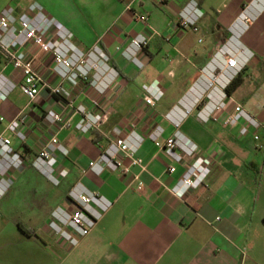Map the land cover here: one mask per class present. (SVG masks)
I'll use <instances>...</instances> for the list:
<instances>
[{"label":"crops","instance_id":"obj_1","mask_svg":"<svg viewBox=\"0 0 264 264\" xmlns=\"http://www.w3.org/2000/svg\"><path fill=\"white\" fill-rule=\"evenodd\" d=\"M191 1L200 9L198 34L179 27L180 12ZM33 3H39L48 16L68 28L80 50L89 52L98 45L119 73L103 98L111 111L105 123L82 134L76 129L82 118L74 115L70 126L58 132L60 143L69 151L67 156H59V187L28 166L55 134L45 120L46 113L58 111L68 116L71 112L65 103L43 91L22 128L27 135L25 143L6 132L28 104L17 101L23 94L19 88L2 110L0 117L5 121L0 122V135L12 138L26 167L0 176V203L18 192L24 181L33 185L29 191L32 209L41 207L42 200L55 198L52 212L58 206L74 211L68 196L76 186L112 203L90 234L77 247L64 251L61 260L49 251L47 258L36 263L264 264V200L260 195L264 187L260 178L264 175V128L259 132L260 140L255 141L252 134L242 136L240 126L223 122L239 104L264 127V0H0V13L11 6L27 12ZM245 11L251 19L248 28H242L238 20ZM140 15L148 16V22L138 20ZM139 34L150 39L138 55L144 63L142 69L124 54ZM206 40L208 45L198 48L197 43ZM223 49L244 66L238 74L242 83L231 94L226 89L238 75L226 67L220 54ZM158 57L167 64L165 69L153 65ZM1 72L19 79V72L0 54ZM213 73L219 82L208 89L207 79ZM44 77L53 84L58 82L51 66ZM153 82L164 94L154 108L145 103V87ZM85 89L82 85L73 91L75 105L89 103ZM222 93L229 97L228 109L202 122L198 112L205 103L219 101ZM200 100L203 102L197 108ZM186 108H193V112L183 118ZM170 114L182 120L180 128L174 127ZM157 127L163 129L162 141L179 131L197 147L195 158L212 162L206 186L191 190L184 198L172 193L193 159L184 155L176 162L158 148L151 138ZM133 131L142 138L137 155L144 170L131 167L122 154L123 165L130 166L127 174L110 169L98 174L90 168L112 140L128 137ZM36 197L41 200L36 201ZM3 207L7 212L15 208L11 204ZM16 225L26 233L21 223ZM28 231L36 238L35 230ZM38 240L40 249L46 248L45 240ZM55 248L63 253L59 241Z\"/></svg>","mask_w":264,"mask_h":264},{"label":"built area","instance_id":"obj_2","mask_svg":"<svg viewBox=\"0 0 264 264\" xmlns=\"http://www.w3.org/2000/svg\"><path fill=\"white\" fill-rule=\"evenodd\" d=\"M200 15L198 3L189 2L180 12V29L189 30L195 34L200 33ZM138 20L146 23L148 16L140 15ZM238 20L242 28H248L251 22L246 11ZM149 43L150 39L147 36L139 34L133 38L124 52L127 59L140 69L144 68V63L138 55ZM0 54L7 64L19 72L17 80L3 72L0 73V106L9 99L16 88H19L28 99L27 106L8 124L6 132L14 134L22 143L26 142L27 135L22 128L27 124L30 107L35 104L43 91H49L51 95L61 98L65 103V109L72 113L68 116L58 111L46 113L45 120L55 134L37 152L32 161V166L48 181L56 186L60 185L61 180L57 169L59 156H67L69 151L60 143L58 132L70 126L74 115H80L82 118L76 125V129L82 134H89L105 123L111 111L105 107L103 98L117 80L119 73L110 65V57L98 45L89 52L80 50L72 42L70 30L57 19L48 16L39 3H33L27 12L22 13L13 6L2 10ZM220 54L226 67L234 70L235 75L243 70L244 66L239 64L235 55L224 49ZM49 66L52 67L58 79L56 84L44 77V72ZM207 80L208 89H211L219 82V77L213 73ZM82 85L86 87L85 93L89 97V103L75 105L73 91ZM145 92L147 94L145 103L152 108L156 107L164 95L156 82L148 84ZM207 97L210 101L213 99L211 94ZM228 98L226 93H222L219 101L205 103L202 110L198 112V118L202 122H208L210 118L216 117L215 114L225 112L228 109L226 101ZM202 102V100L198 101L196 107H200ZM192 112L193 108L184 109L183 118L189 117ZM169 118L175 128H180L181 119L171 114ZM3 121L5 118L0 117V122ZM223 122L230 127L240 126V134L242 136L252 134L255 141L260 140L259 132L264 128L239 104H235L234 112L228 113ZM162 133L163 129L157 127L151 135L158 148L165 150L176 162L182 161L184 155L193 159L184 176L172 189V193L178 198H184L191 190L206 186L212 173V162L195 158L198 154L197 147L179 131L165 141L161 140ZM141 142L142 138L134 131L128 137H116L102 152L99 159L90 163V168L98 174L106 169L127 174L130 172V166H137L144 170V162L137 155ZM121 154L130 160L129 167L123 165L119 158ZM24 167H26L25 158L14 148L12 138L1 134L0 176ZM69 196L77 209L55 211L54 220L50 224L60 236V243L67 251L77 247L80 240L90 234L103 214L112 206V203L105 198L80 186L74 187Z\"/></svg>","mask_w":264,"mask_h":264},{"label":"rangeland","instance_id":"obj_3","mask_svg":"<svg viewBox=\"0 0 264 264\" xmlns=\"http://www.w3.org/2000/svg\"><path fill=\"white\" fill-rule=\"evenodd\" d=\"M208 43L209 41L206 40L205 43H197V45L198 48H203L204 46H207ZM161 60V57H158L157 61L153 63V65L160 70L165 69L167 66V64H162ZM16 99L18 102L28 101L23 94H19ZM6 102L8 103V100ZM6 102L0 106V115L3 114L2 110ZM28 167L34 169L32 162H30ZM260 178H263L264 180V175L263 177L260 176ZM31 183L32 182L24 181L20 190L11 193L3 203L4 205L11 204L15 207L14 209L7 212L5 207H3V204L0 203V264H37L36 262H38V260L48 257L47 254L49 251L55 254L57 253V258L61 260L64 257V251L67 252L64 247L62 248L63 253H60L55 248L56 241H59L60 243V236L51 228L50 224L54 220L53 215L55 214V211H61V209L66 211L72 210L63 208V206H58L56 210L52 212L55 205V198H47L45 201L42 200L41 207L32 209L30 204L31 198L29 197V191L33 186ZM59 186L60 185H57V187ZM41 188L43 189V186H41ZM260 195H262V199L264 200V187L260 189ZM68 198L70 199V196H68ZM39 199L41 200V197H36V201ZM43 203H45L44 206ZM71 203L76 210L77 206L72 201ZM17 222L21 223L27 230H35L37 233L36 238H32L28 233L20 231L16 225ZM58 224L61 225L59 222ZM46 233L51 236L50 239L47 238L45 235ZM41 238L45 240L46 248L40 249L39 244L41 243L38 239L42 241Z\"/></svg>","mask_w":264,"mask_h":264},{"label":"trees","instance_id":"obj_4","mask_svg":"<svg viewBox=\"0 0 264 264\" xmlns=\"http://www.w3.org/2000/svg\"><path fill=\"white\" fill-rule=\"evenodd\" d=\"M242 83L241 75H238L227 87L226 91L228 94H231L240 84ZM26 233L30 234V232L26 231Z\"/></svg>","mask_w":264,"mask_h":264}]
</instances>
